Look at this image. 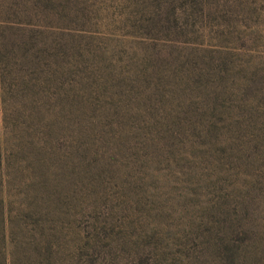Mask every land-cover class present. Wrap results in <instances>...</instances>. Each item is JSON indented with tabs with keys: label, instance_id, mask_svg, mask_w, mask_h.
Segmentation results:
<instances>
[{
	"label": "rangeland",
	"instance_id": "rangeland-1",
	"mask_svg": "<svg viewBox=\"0 0 264 264\" xmlns=\"http://www.w3.org/2000/svg\"><path fill=\"white\" fill-rule=\"evenodd\" d=\"M74 1L73 112L161 129L125 116L79 181L33 188L0 79V261L264 264V0Z\"/></svg>",
	"mask_w": 264,
	"mask_h": 264
},
{
	"label": "trees",
	"instance_id": "trees-1",
	"mask_svg": "<svg viewBox=\"0 0 264 264\" xmlns=\"http://www.w3.org/2000/svg\"><path fill=\"white\" fill-rule=\"evenodd\" d=\"M75 5L74 0H0V79L9 88L4 94L16 104L13 116L21 119L23 125L19 139H25V145L17 142L16 147L26 160L24 164L30 166L29 176L35 178L33 188L49 191L58 188L52 181L59 182L54 181L59 174L64 177L69 174L79 181L88 171L91 159L95 160L96 142L105 147L106 132L112 124L125 129V116L138 122L133 125L137 131L144 129L151 134L161 129V124L155 122L140 125L142 111L137 107L123 109L125 113L115 109L114 117L109 108L108 113L104 112L108 102L99 105L101 112L92 118L81 110L73 112L75 91L68 83L80 40L76 35ZM148 114L146 111L145 118L150 121ZM169 126L166 124L165 129ZM127 137L126 134L125 141ZM106 148L110 151L112 147ZM60 156L74 161L66 164V157L59 159ZM103 163L101 169H109L108 161L104 159ZM46 173H50L49 178ZM236 260L243 264L239 256ZM0 264L5 262L1 260Z\"/></svg>",
	"mask_w": 264,
	"mask_h": 264
}]
</instances>
